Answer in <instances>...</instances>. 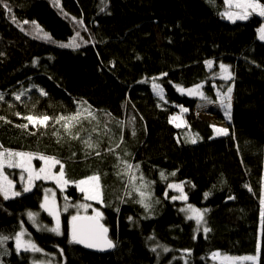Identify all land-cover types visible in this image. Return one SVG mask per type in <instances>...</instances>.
<instances>
[{
    "label": "trees",
    "instance_id": "16d2710c",
    "mask_svg": "<svg viewBox=\"0 0 264 264\" xmlns=\"http://www.w3.org/2000/svg\"><path fill=\"white\" fill-rule=\"evenodd\" d=\"M209 1L4 0L11 11L0 3V144L59 160L72 201H86L72 183L99 175L101 199L89 203L115 243L96 253L73 242L74 208L51 231L41 202L54 184L37 180L0 201L1 264H217L214 251L257 248L264 264V19L228 21ZM197 85L201 98L187 92ZM230 86L231 120L220 135L195 108ZM77 111L85 118L72 135L53 120L26 119ZM173 183L183 184L185 201L171 200ZM242 183L250 193L236 195ZM189 205L203 212L199 225ZM19 233L40 251H17Z\"/></svg>",
    "mask_w": 264,
    "mask_h": 264
},
{
    "label": "snow or ice",
    "instance_id": "6c2138e0",
    "mask_svg": "<svg viewBox=\"0 0 264 264\" xmlns=\"http://www.w3.org/2000/svg\"><path fill=\"white\" fill-rule=\"evenodd\" d=\"M227 2L230 4V6H234L237 11L235 12H226L223 15H225L229 20L235 21L236 19L240 20H246L249 18L250 15L253 13H257L260 16H264V4H261L258 2V0H235V3L233 5V0H227ZM0 3L4 4V7L8 8L9 11H11V8L4 2V0H0ZM261 35L260 38L264 40V28L260 29ZM47 35V34H45ZM209 66H211L212 61L206 62ZM221 69L224 71H227V68L225 65L220 66ZM227 78V77H226ZM154 87L158 88V85H154ZM200 85H197L193 89H187V92L189 95H200L203 96V93L199 91ZM181 91H184L181 89ZM231 92L232 89H228V95L222 99V103L224 100L227 101V107H231ZM2 98V97H0ZM20 97L17 96V99ZM183 111H187L186 109H183ZM89 117H91V113H89ZM85 117L82 116V113L77 111L75 114L71 116H58V117H50L48 115H42V116H28L26 119L29 121V123H32L33 125H39V126H48V122L50 120L55 121L56 123H60L61 126L64 128L65 132L69 135H72V128L75 127L76 124L80 123L81 119ZM178 118L174 117L173 120H176ZM19 127L27 128L28 125H20ZM177 127H180V124H177ZM95 130V129H94ZM217 134H226V129H216ZM73 139L78 138V134L75 136H72ZM193 143L195 140L192 141ZM84 143L88 148H94L98 147V144H93L91 140H85ZM97 155H99V152H97ZM36 156L35 153H23V152H12L10 150H4L0 151V193H2L5 197V199H8L9 196H19V192L11 191L12 189V181L8 180V178L4 175L3 169L5 163H7L8 167H22L25 168L26 171L29 172V185L31 184L32 180L34 179H55L57 184L61 187L68 184V181L64 179V166L61 164L60 171L58 175H53L51 172V169L55 167V165L60 164V161L57 160L55 157H49L40 155L39 159L43 160L45 162V167H42L39 169L38 172H34V170L31 168V161L33 157ZM13 158H19L18 160ZM126 165L125 171L130 172L133 168V165L127 164V162H124ZM136 168L139 167V165L135 166ZM163 175V174H162ZM142 179V178H141ZM136 180V177L134 175L129 176V182H133ZM78 185L80 186V191L85 193V198L89 200H99L101 199L102 192H101V185H100V176L99 175H92L87 177L85 180H81L78 182ZM169 187L178 188L182 192L181 185H169ZM30 190V186L25 187L24 191L27 192ZM136 191H140L139 188L136 189ZM141 197L144 196L143 192H140ZM186 199V196L181 197H173V199ZM46 203L43 205L45 208H48L47 204V196L45 197ZM141 203H143V200H141ZM261 204L264 205V198L261 199ZM81 207L87 208L88 205H81ZM145 207H148V205H145ZM189 209L195 214V219L197 224L199 225L203 221V212L199 209H193L191 205H189ZM50 214L56 216L57 224L56 227L52 228L51 231L59 233V214L54 211V201H53V207L48 208ZM33 214L29 213V216L31 217ZM102 214L99 212H96L95 216H73L71 218L72 225H71V238L72 241L75 243H81L85 244L88 247H97L100 245V243H103L106 247H113L112 241L107 239V229L104 228L103 225L99 223V219L101 218ZM191 218V217H190ZM261 218L262 223H264V208L261 210ZM205 232L209 231V229L205 228ZM21 234H17L16 236V249L17 251L21 250L22 248L25 251L31 250V251H40L39 248L36 247L35 244L31 242H24L21 239ZM7 237H0V243H2L4 240H7ZM165 251L167 249L165 248ZM219 254L213 253V258H217ZM225 260L233 259L231 257H224ZM245 259L255 261L257 259L256 256H250L246 257Z\"/></svg>",
    "mask_w": 264,
    "mask_h": 264
},
{
    "label": "rangeland",
    "instance_id": "374dc122",
    "mask_svg": "<svg viewBox=\"0 0 264 264\" xmlns=\"http://www.w3.org/2000/svg\"><path fill=\"white\" fill-rule=\"evenodd\" d=\"M209 2L220 13L221 17H223L224 19H226L228 21H233V20H229L225 15H223L226 12L237 11V9L234 6H230V4L227 2V0H222V4H220L217 0H212V1L210 0ZM234 3H235V0H233V5H234ZM252 15H257V16L264 19V16H260L258 14V12L253 13ZM252 15H250L249 18ZM237 20H240V19H236L235 21H237ZM261 28H264V21L258 28L260 35H261V32H260ZM262 41H264V40H262ZM221 76L228 78L229 77L228 70L224 71L222 69V75ZM231 87L232 86H230L229 88H231ZM228 89L225 92H221L219 89H216V93L218 95V101L217 102L212 103V102H207V101H199L196 105V108H195L199 116L203 117V119L204 118L208 119L211 122V125L214 128L216 134H217L216 129H226L227 130V124L231 120V107L230 108L227 107V101L226 100H224V102L222 103V99L228 95ZM176 118H178L177 124H180V126H183V123H184L183 122V119H184L183 114L182 113L178 114ZM219 118H221V120H218ZM220 135H223V134H220ZM4 150H10L12 152L31 153V152L22 151L19 149L3 148L2 145L0 144V151H4ZM39 156H40V154H36V156H34L32 161H31V168L34 170V172H38L40 168L45 167V162L43 160L39 159ZM13 159L18 160L19 158H13ZM56 166L57 165H55V167H53L51 169V172L53 175L59 174L60 170L58 168H56ZM3 172H4V175L8 178V180L12 181L11 191H14V192H19V193L25 192L24 188L28 187V186H30V190H31L34 187L35 182L37 180L53 182V184H54L53 187H49V188L45 189L44 197H43V200L41 202V207L43 208V210L45 212H47L52 217L53 228L56 227V224H57L56 216L50 214V212L48 210V208L53 207V201H54V211L59 214V228H60V224L62 222L63 214L67 213L68 211L70 212L72 208H74V216L84 215V214L95 215L96 212L100 213L99 210L92 207L91 203H89L90 201H99L100 199L99 200L86 199L85 193L82 192L84 194V198L86 201H84V199H83L82 201L76 202V201H72L65 194V190L71 184L70 182H68L67 185L61 187L60 185L57 184L55 179H43V178H41V179L32 180L31 184L29 185V179H28L29 172L26 171L25 168H22V167H8L7 163H5V165H4ZM64 179L66 180L65 177H64ZM79 181H81V180H79ZM78 182L72 183V184H74L77 187V189L80 190V186L78 185ZM170 185H181V187H182V192H181V190L178 188H173V187L168 186V191L172 192V194H170L171 200L185 201L186 199H179V198L173 199V197L185 196L184 190H183V184L182 183H173ZM241 190H248L247 192L250 193V188L246 183H242L239 186V188L236 192V195ZM46 196H47L48 208H45L43 206L46 203V200H45ZM12 197H14V196H11V195L9 196V198H12ZM2 200H6V199H5L4 195L2 193H0V201H2ZM81 205H88L89 207L84 208V207H81ZM32 214L33 215L31 217L30 216L29 217L32 219V222H34V224L41 222V220L39 219L38 213H32ZM190 216L195 219V214L191 210H190ZM195 221H196V219H195ZM19 234H21V233H19ZM21 239L24 242H31V243L35 244L37 248L39 247L34 241H32V239L30 237H27V236L25 237L23 235V233L21 235ZM213 253L219 254L217 256V258H215V259L213 258ZM250 256H256L257 259L255 261L245 259L246 257H250ZM224 257H231L233 259L225 260ZM210 258L213 261H215L217 264H259L258 248L254 254H241V255L228 254V253L217 250V251H214L211 253ZM0 264H1V260H0ZM34 264H57V263H55V262L51 263V262H48V260H47V261H40V262L37 261Z\"/></svg>",
    "mask_w": 264,
    "mask_h": 264
},
{
    "label": "water",
    "instance_id": "95a60500",
    "mask_svg": "<svg viewBox=\"0 0 264 264\" xmlns=\"http://www.w3.org/2000/svg\"><path fill=\"white\" fill-rule=\"evenodd\" d=\"M79 216H95V215H93V214H84V215H79ZM99 223L104 226V224L102 223L101 219H99ZM71 225H72V220L70 222V229H71ZM104 228H106V227L104 226ZM107 239L110 240V241H112V243L114 245L113 247H111V248L106 247V246L103 245V243H100V245L97 246V247H88L85 244H81V243H77V244H79L81 247H83L84 249H86L88 251H91V252H96V253H109V252H111L114 249L115 243L113 242V240H111L109 238L108 231H107Z\"/></svg>",
    "mask_w": 264,
    "mask_h": 264
},
{
    "label": "crops",
    "instance_id": "0c3cea01",
    "mask_svg": "<svg viewBox=\"0 0 264 264\" xmlns=\"http://www.w3.org/2000/svg\"><path fill=\"white\" fill-rule=\"evenodd\" d=\"M184 93H187V92H185V91H183ZM198 97H200L201 98V96L200 95H198ZM208 120V119H207ZM209 121V120H208Z\"/></svg>",
    "mask_w": 264,
    "mask_h": 264
}]
</instances>
